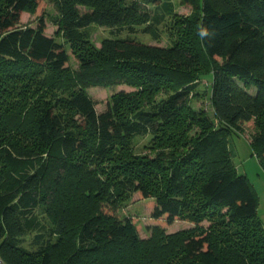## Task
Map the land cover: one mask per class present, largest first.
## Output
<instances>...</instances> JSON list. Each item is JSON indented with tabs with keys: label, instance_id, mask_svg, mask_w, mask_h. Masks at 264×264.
Wrapping results in <instances>:
<instances>
[{
	"label": "trees",
	"instance_id": "16d2710c",
	"mask_svg": "<svg viewBox=\"0 0 264 264\" xmlns=\"http://www.w3.org/2000/svg\"><path fill=\"white\" fill-rule=\"evenodd\" d=\"M41 1L0 0L1 260L264 264L257 197L228 140L251 125L264 167V0H181L191 8L181 18L168 3L161 16L147 8L159 0H46L52 36L44 18L20 25ZM165 16L169 46L118 37L152 32ZM91 25L114 38L96 47ZM200 25L214 38L202 40ZM206 79L213 119L192 107ZM116 86L131 91L97 112L88 88ZM146 136L151 151L136 154L133 141ZM133 194L151 207L147 239L118 212ZM176 221L192 227L167 234Z\"/></svg>",
	"mask_w": 264,
	"mask_h": 264
},
{
	"label": "rangeland",
	"instance_id": "374dc122",
	"mask_svg": "<svg viewBox=\"0 0 264 264\" xmlns=\"http://www.w3.org/2000/svg\"><path fill=\"white\" fill-rule=\"evenodd\" d=\"M48 1V0H47ZM46 0H42L40 8L36 14L26 12L21 15L20 25L35 27L40 18H44L46 24L45 34L52 36L56 31V25L52 23V18L56 15V10ZM48 3V4H47ZM171 4L174 12L177 16L186 17L191 13V8L181 4V0H159L158 9L154 5L147 7L156 12L157 15H162L163 11L160 7L163 4ZM152 14H155L154 12ZM173 20L171 17L165 16L164 20L159 24L151 23L152 32H143V27H139L138 31L134 35H129L126 31L121 32L118 35L120 38L130 37L135 38L145 44H151L155 46L166 47L171 44L170 29L172 27ZM91 41L94 45L100 48L101 42L106 38H114L112 30L100 27L98 25H91L88 28ZM72 69L77 68V61L70 56L69 64ZM125 90L131 91L127 86H116V87H90L87 90L89 97L95 104L97 112L105 110L107 102L110 97L118 91ZM199 90L206 95L199 101L192 102V107L195 109H204L213 119V111L210 106V80L206 79L199 87ZM253 93V92H252ZM254 130L251 125L243 127V131L237 134H231L228 138L229 147L233 154V162L238 169L239 174L246 175L248 181L253 187L257 197V215L264 224V167L260 161L253 155L250 140ZM134 151L136 154H148L151 151L152 139L151 136L139 137L133 141ZM120 217L133 218V222L136 223L138 235L141 239H147L150 236V228L154 226L153 221L150 219L151 207L148 201L143 200L139 194L130 195L122 204L118 210ZM204 223L203 226H207ZM192 225L185 222L176 221L172 225L165 227V232L171 234L177 231L191 228ZM33 236H28L23 240L22 245L26 248H31Z\"/></svg>",
	"mask_w": 264,
	"mask_h": 264
},
{
	"label": "clouds",
	"instance_id": "9594fccd",
	"mask_svg": "<svg viewBox=\"0 0 264 264\" xmlns=\"http://www.w3.org/2000/svg\"><path fill=\"white\" fill-rule=\"evenodd\" d=\"M198 35L202 40H209L214 38L215 32L210 30L206 25L198 26Z\"/></svg>",
	"mask_w": 264,
	"mask_h": 264
},
{
	"label": "built area",
	"instance_id": "2783aa9c",
	"mask_svg": "<svg viewBox=\"0 0 264 264\" xmlns=\"http://www.w3.org/2000/svg\"><path fill=\"white\" fill-rule=\"evenodd\" d=\"M0 264H5V263L1 260V258H0Z\"/></svg>",
	"mask_w": 264,
	"mask_h": 264
}]
</instances>
